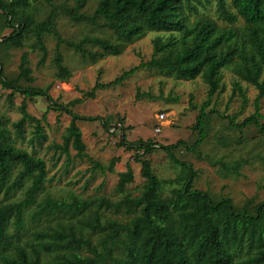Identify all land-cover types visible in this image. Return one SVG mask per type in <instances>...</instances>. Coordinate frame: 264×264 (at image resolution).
Masks as SVG:
<instances>
[{
    "label": "trees",
    "instance_id": "obj_1",
    "mask_svg": "<svg viewBox=\"0 0 264 264\" xmlns=\"http://www.w3.org/2000/svg\"><path fill=\"white\" fill-rule=\"evenodd\" d=\"M43 1L53 2L0 0V12L6 26L13 29L0 42L23 47L24 41L33 33L32 47L43 52L40 60L43 64L48 53L44 37L50 33L58 39L57 47L64 42L80 51L83 58L90 57L96 62L106 54L119 55L127 45L149 32H157L153 56L146 65L179 79L201 76L209 85V100L203 104L195 124L198 139L191 148L200 145L207 136L206 109L215 94L226 91L225 69H231L238 79L233 96L239 92L247 102L240 81L259 91L255 112L239 126L254 124L264 129V123L260 122V101L264 95V0H99L92 14L81 11L88 0H75L74 7L63 9L68 16L76 22L107 27L114 36L111 39L85 35L78 42L62 37L54 27L53 11L45 20H37L36 3ZM213 5L218 19L209 14ZM240 19L242 25L238 24ZM86 44L102 51L88 49ZM28 62L24 53L16 79H7L1 66L2 86L26 96L43 95L53 102L47 90L19 84L22 78L33 79ZM54 62L58 78L68 80L72 72L64 65L60 50ZM136 70L135 67L127 71L116 82ZM112 84L115 83L108 85ZM12 97L10 94V102ZM79 101L76 99L71 105ZM21 112V119L14 124L18 136L25 138L24 126L30 121L34 124L36 137H43L42 121L28 112L25 101L21 104ZM67 112L72 115V121L61 148L68 152L72 145L84 155L85 143L77 125V120L84 117L71 109ZM42 118L46 119V114ZM88 119L94 121L100 117ZM104 123L106 125V121ZM12 135L6 118L0 117V264H264V200L255 206L254 212L247 207L237 210L229 195L214 199L208 191L195 188L193 182L197 173L191 163L175 157L172 148L176 145H159L142 139L132 144L125 134L122 135L121 146L129 149L135 146L138 150L135 158L141 162V173L146 182L139 195L133 197L127 193L115 205L123 207L125 214L107 217L93 208V202L77 197L55 201L47 195L30 210L36 204L38 194L45 190L47 163L42 157L18 147ZM182 143L185 141L180 140L177 145ZM157 148L165 150L175 163L188 171L183 182L168 194L153 171L150 159L143 157ZM115 162L116 159L111 161L109 170H114ZM218 163L234 173L242 166V160L233 164L215 161ZM119 176L118 188L125 190L134 180L132 167ZM29 181L26 197L12 200ZM97 205L111 207L113 203L99 197ZM27 214L35 224L43 221L44 228L33 230L32 237L23 241L21 234L27 230Z\"/></svg>",
    "mask_w": 264,
    "mask_h": 264
},
{
    "label": "rangeland",
    "instance_id": "obj_2",
    "mask_svg": "<svg viewBox=\"0 0 264 264\" xmlns=\"http://www.w3.org/2000/svg\"><path fill=\"white\" fill-rule=\"evenodd\" d=\"M98 1L88 0L81 11L92 14ZM36 5L38 10L35 15L38 21H43L51 13H55L54 27L64 39L78 42L85 35L114 39L109 28L76 22L68 16L63 9L74 7L75 0H53L52 3L43 1ZM214 6L209 14L218 19ZM238 24L242 25L243 20L240 19ZM12 31L11 27L6 26L5 17L0 12V41ZM157 35V32H149L127 45L119 55L106 54L96 62L90 57L83 58L80 51L64 42L58 48V39L50 33L44 37L48 53L43 64H40L43 52L38 47H32L35 42L33 33L24 41L23 47L17 48L15 45L0 42L4 43L0 47V67L2 66L7 79H16L19 76L21 59L26 53L33 79L22 78L19 84L47 90L53 100L50 102L43 95L26 96L14 89L4 88L0 82V117L6 118L16 145L42 157L47 163L45 190L38 194L37 202L30 210L50 195L55 201L72 200L74 197L89 200L93 202V208L107 217L125 214L123 207L118 208L115 205L127 193L133 197L139 195L146 179L141 173V162L135 158L138 153L136 147L129 149L120 145L123 134L132 144L142 139L159 145H176L172 148V153L180 161L191 163L197 173L193 186L208 191L214 199L229 195L237 210L247 207V210L254 212L255 206L264 200V129L254 124L239 126L255 112L258 89L240 81L246 91L247 102L243 101L244 96L239 92L233 96L238 79L231 69H225L223 81L226 91L215 94L206 109L204 120L207 136L200 145L191 148L198 139L199 131L195 124L203 104L209 100V85L201 76L184 80L167 76L147 66L146 63L153 56V40ZM85 46L93 51H102L90 44ZM58 50L63 54L64 65L72 72L68 80H61L57 76L54 57ZM135 67V72L116 82ZM111 82L115 84L108 85ZM92 92L94 96H91ZM10 94H13L11 102ZM76 99L80 101L72 106L71 102ZM24 101L28 112L42 121L44 136L41 138L36 137L34 124L30 121L24 126L25 138L19 137L15 132L14 124L23 115L21 104ZM260 105V122L264 123V95ZM67 109L84 117L77 120L85 143L84 155L79 154L72 145L68 152L61 148L72 121V115ZM161 112L168 116L164 122L157 118ZM44 114L46 119L42 118ZM89 117L100 119L93 121ZM158 126L161 127V132L156 131ZM180 140L185 143L177 145ZM143 157L150 159L152 169L162 180L166 194L180 185L188 172L175 163L162 148H157L152 154ZM113 159L116 162L114 170L111 171L108 166ZM237 160H242L238 173L227 171L220 163L215 164V161L233 164ZM129 166L133 169L134 180L127 184L125 190H119V175L127 171ZM30 183L31 181L11 199L25 198ZM99 197L109 199L113 206L99 207ZM26 219L27 230L21 234L23 241L32 237L33 230L44 228L43 221L35 224L29 214Z\"/></svg>",
    "mask_w": 264,
    "mask_h": 264
},
{
    "label": "built area",
    "instance_id": "obj_3",
    "mask_svg": "<svg viewBox=\"0 0 264 264\" xmlns=\"http://www.w3.org/2000/svg\"><path fill=\"white\" fill-rule=\"evenodd\" d=\"M167 114L165 113V112H161V113H159L158 115H157V118H158V120L160 121V122H164L166 119H167ZM156 131L157 132H161V127L160 126H158L157 128H156Z\"/></svg>",
    "mask_w": 264,
    "mask_h": 264
}]
</instances>
